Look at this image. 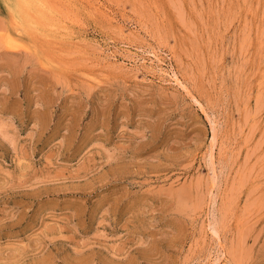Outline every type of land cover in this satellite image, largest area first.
Wrapping results in <instances>:
<instances>
[{
	"label": "rangeland",
	"instance_id": "1",
	"mask_svg": "<svg viewBox=\"0 0 264 264\" xmlns=\"http://www.w3.org/2000/svg\"><path fill=\"white\" fill-rule=\"evenodd\" d=\"M0 264H264V0H0Z\"/></svg>",
	"mask_w": 264,
	"mask_h": 264
}]
</instances>
